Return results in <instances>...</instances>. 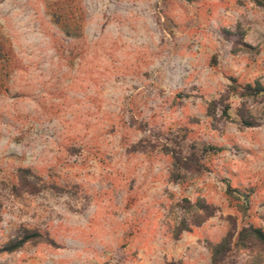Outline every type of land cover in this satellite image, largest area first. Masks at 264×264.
<instances>
[{
  "label": "rangeland",
  "instance_id": "1",
  "mask_svg": "<svg viewBox=\"0 0 264 264\" xmlns=\"http://www.w3.org/2000/svg\"><path fill=\"white\" fill-rule=\"evenodd\" d=\"M255 81L264 0H0V264H264Z\"/></svg>",
  "mask_w": 264,
  "mask_h": 264
},
{
  "label": "trees",
  "instance_id": "2",
  "mask_svg": "<svg viewBox=\"0 0 264 264\" xmlns=\"http://www.w3.org/2000/svg\"><path fill=\"white\" fill-rule=\"evenodd\" d=\"M264 91V88L257 82L255 81L252 85L250 84H245L240 88L239 91V96L241 97H255L256 95L262 93ZM214 102H210L208 106H213ZM228 109L227 105H224L221 109L220 112L223 114H226ZM240 121L243 125L245 126H251L253 125V122L249 119L248 116H244L240 114ZM175 156V155H173ZM174 160L177 162V158L174 157ZM187 208H197L200 210L205 211V216L209 215V212L207 210V206L202 203L199 199H197L194 203H191L187 205ZM182 229L186 228L184 225H181ZM181 228V227H180ZM39 236L36 232H31V233H25L24 235L14 239V240H6L3 244L0 245V252H11L18 247H20L24 242L27 240H30L31 238ZM239 236L244 239V238H251L252 240L264 244V233L256 227H248L240 230ZM228 237H223L222 240L214 245L211 246L210 251H211V264H220V257L221 255L227 250L228 248ZM165 264H179L177 261H168Z\"/></svg>",
  "mask_w": 264,
  "mask_h": 264
}]
</instances>
